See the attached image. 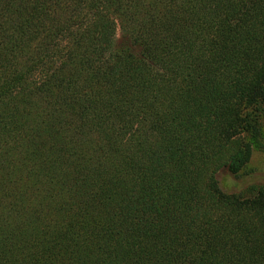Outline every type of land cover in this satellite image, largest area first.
<instances>
[{
  "label": "trees",
  "instance_id": "trees-1",
  "mask_svg": "<svg viewBox=\"0 0 264 264\" xmlns=\"http://www.w3.org/2000/svg\"><path fill=\"white\" fill-rule=\"evenodd\" d=\"M261 134L264 0H0V264H264Z\"/></svg>",
  "mask_w": 264,
  "mask_h": 264
},
{
  "label": "rangeland",
  "instance_id": "rangeland-1",
  "mask_svg": "<svg viewBox=\"0 0 264 264\" xmlns=\"http://www.w3.org/2000/svg\"><path fill=\"white\" fill-rule=\"evenodd\" d=\"M124 40L125 38L121 36L120 32H118L116 38L117 43L121 44ZM249 139L252 141L253 150L250 160L243 171L247 174L239 178L240 180H243V183H239L241 185L228 188L231 189L230 192H239L240 190H243V193L247 194L249 191L245 190V188L249 185L255 187H259L260 185L264 186V134H261L258 139H256L257 141H260V144L256 143L257 141L252 140L251 137Z\"/></svg>",
  "mask_w": 264,
  "mask_h": 264
}]
</instances>
